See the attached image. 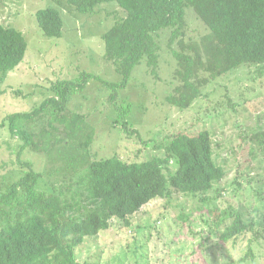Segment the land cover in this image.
Masks as SVG:
<instances>
[{"label": "trees", "instance_id": "trees-1", "mask_svg": "<svg viewBox=\"0 0 264 264\" xmlns=\"http://www.w3.org/2000/svg\"><path fill=\"white\" fill-rule=\"evenodd\" d=\"M65 1L80 13H92L98 5L110 2L125 11L126 15L100 38L104 59L122 79L110 82L83 71L76 79L52 80L40 105L30 112L10 114L0 122L4 127L9 120L13 136L21 140L18 153L23 167L17 180L0 185V264H90L77 255L86 237L109 230L114 219L131 227V218L145 205L160 198L170 199L174 192L200 196L202 202L210 203L208 193L226 176L207 129L194 135L172 134L165 156L133 162L118 154L97 157L92 150L95 127L86 114L69 108L74 94L84 90L90 80L97 79L105 88L118 92L127 87L143 60L148 71L159 77L164 29L169 30L167 47L177 60L174 77L179 82L168 103L180 109L191 108L212 80L233 69L264 66V0ZM187 7L194 8L204 25L199 37L190 30ZM36 18L46 36H63L60 10L41 8ZM28 50L24 32L0 22V76L14 71ZM120 111L115 125L127 134L135 133L126 111ZM251 138L264 151V131ZM27 149L45 153L50 161L60 163L58 174L70 180L69 185L58 188L51 181L53 186L41 189L43 173L22 158ZM251 151L255 153L253 148ZM240 177L243 174L236 181L243 187ZM217 192L215 197L222 196L221 190ZM261 193L264 190L258 191L263 202ZM207 210V222L222 241L250 235L248 250L240 261L255 260L252 236L259 240L264 235L256 222L246 221L233 206H209ZM190 217L181 215L184 222Z\"/></svg>", "mask_w": 264, "mask_h": 264}, {"label": "rangeland", "instance_id": "rangeland-1", "mask_svg": "<svg viewBox=\"0 0 264 264\" xmlns=\"http://www.w3.org/2000/svg\"><path fill=\"white\" fill-rule=\"evenodd\" d=\"M45 7L61 11L62 37L46 36L40 29L36 13ZM186 11L190 30L199 37L204 25L194 8ZM125 15L116 2L98 5L92 13H80L65 0H0V22L23 31L29 42L24 61L0 76V122L40 105L52 80L76 79L90 71L110 82L121 81V74L103 57L100 38ZM168 35V29L162 30L159 77L148 71L143 60L127 87L116 92L92 79L74 94L69 108L86 114L95 127L92 150L100 159L118 154L133 162L165 156L172 134L194 135L207 129L226 176L208 193L210 203L202 202L200 196L174 192L170 199L145 205L131 218V227L114 219L109 230L86 237L77 255L90 264H264V235L259 240L252 236L256 259L240 261L248 250L250 235L224 242L207 222L206 214L209 206H233L264 232V201L258 196V191L264 190V151L251 138L264 131V66L233 69L212 80L191 108L180 109L168 103L179 83L174 77L177 60L167 47ZM120 110L126 111L135 133L127 134L115 125ZM5 124L0 127V185L17 180L23 172L18 153L21 140L13 136L10 121ZM22 158L43 173L41 189L53 186L51 181L58 188L69 185L70 180L58 174L60 163L50 161L45 153L27 149ZM241 174L243 187L236 181ZM217 190L222 196L215 197ZM183 213L190 219L184 222Z\"/></svg>", "mask_w": 264, "mask_h": 264}]
</instances>
